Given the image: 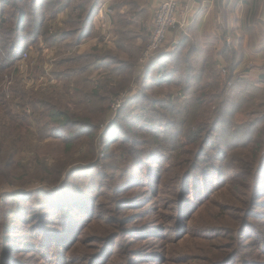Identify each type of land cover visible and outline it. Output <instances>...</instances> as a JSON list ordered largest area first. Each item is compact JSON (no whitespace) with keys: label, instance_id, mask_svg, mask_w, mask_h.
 <instances>
[{"label":"rangeland","instance_id":"rangeland-1","mask_svg":"<svg viewBox=\"0 0 264 264\" xmlns=\"http://www.w3.org/2000/svg\"><path fill=\"white\" fill-rule=\"evenodd\" d=\"M115 2L121 3L123 0ZM24 9L22 11L30 15L25 25L27 30L35 23L42 22L39 15L31 14L28 6H24ZM99 9L101 7L97 12ZM15 12L16 10L7 7L5 19L15 16ZM59 18L61 19L62 15L57 17L54 26ZM111 18L109 23L113 29H108L107 20L100 19L101 31L80 43L71 54H81L97 48L110 52L112 56L122 61L133 58V55L127 57L115 51V27ZM6 26L8 24H4V27ZM42 26L45 29L49 25L42 22ZM151 30L149 34L145 33L146 40L134 63V71L116 72L119 75L117 80L122 79L124 85L132 90L120 91L111 104L114 115L110 124L117 121L116 114L120 121L109 129L108 134L103 127L99 131L88 132L92 135L88 142L93 143L98 151L101 150L99 140L101 135L104 137L101 140L102 144L108 140L109 148L104 153H99L97 168L82 170L75 175L76 182L73 190L68 191V195L74 191L76 194L84 195L77 197L76 200L72 199L73 208L67 201L69 196L64 197L65 193L56 197L60 204L66 200L65 205L60 207L65 209V215L63 219L61 218L62 223L54 217L43 221L52 227L51 232L62 240V234L69 233L61 229L68 216L75 215L77 220L76 216L82 218L83 214H89L85 225L77 229V234L75 232L77 240L74 242L73 250H66L70 246L68 242L49 247L47 243L42 244L43 241L40 239L41 247L36 246L38 251H34L31 246L34 245L36 234L18 218L22 213H27L25 209H20L25 201L15 197L14 201L8 200L0 204L2 208L0 264H264V180L254 181L255 187L258 188L254 191L252 177L254 176L255 180L259 160L264 157V86L256 82L257 75L264 78V68L257 70L243 68L233 74L234 79L229 80L227 86L228 90H231V96L230 93L227 94L232 99L229 114L224 117L214 136L209 140L210 144L204 150L206 158L200 159L207 171L203 173L200 170L199 162L193 169L190 182L186 181L181 185L182 178L188 175L189 162L193 158V155L189 156V152H194L195 148L189 145L191 137L187 133L188 130L181 128L179 124L181 119H176L174 112L180 110L181 104L188 100L184 98L196 95L195 92L200 85L196 81L189 85L185 73L195 75L199 73V67L187 71L181 61L179 65L174 66L177 70L175 77L169 74L172 83L152 87L147 93V101L135 98L131 106L123 113H118L127 95L135 96L137 91L133 81H136L141 67L143 68L148 61L140 60L146 50ZM176 30L181 29L176 28L167 32L163 50L168 49L166 44L171 38L177 40ZM45 46L43 40L38 38L27 46L24 52L20 51L21 55L22 53L27 55L25 59H19L20 55L12 62L5 59V63L16 64L20 72L25 73L26 64L30 62L34 65L38 58V47L42 48L46 60L54 59L55 49H48ZM202 54L207 59L213 58V54ZM2 56L3 53L0 52L1 61ZM105 67L111 68L108 64ZM45 69L49 71L51 67L47 65ZM217 71L221 78L229 74L223 64ZM97 72L104 74L102 69ZM165 73L166 71H163L162 74ZM153 74L156 75L157 72L154 71ZM95 75L96 72L86 74L91 78ZM163 77L166 78L165 75H161L160 78ZM36 80H28L29 86L49 88L58 84V80L52 76H40ZM6 81L7 79L4 83ZM184 81L191 87V91H187ZM246 81L261 89L254 93L257 100L252 99V96L246 100L247 96H250L242 91L247 85ZM245 101L250 103L246 104ZM154 104L157 106L153 107ZM250 105L252 108L249 110L247 107ZM238 106H241L238 114L232 116V111ZM166 107L169 111L163 109ZM172 109L173 111H170ZM126 122L132 126L128 127ZM249 123L252 127L247 126ZM147 127L152 130L144 131ZM224 128L229 129L226 132ZM253 132H259L260 136L254 135ZM154 135L157 137L154 138ZM153 138L156 141L161 138V144H156ZM247 138L249 140L245 142ZM256 139L261 143L257 150V158L248 160L247 157L252 155L249 151L252 148V141ZM60 141L63 140L59 139ZM234 143L238 150L234 152L236 150L234 149L232 157L229 160L226 158L223 162L224 157L230 154L229 150ZM242 145L245 147L239 150ZM226 164L232 171L227 172L224 166ZM212 166L217 167L218 171L214 178H210L213 173ZM233 180L235 181L231 182ZM63 182L61 180L59 185L61 186ZM88 184L91 191L87 190ZM45 189L46 192L52 193V189ZM200 197L205 199L200 200ZM76 201L80 205L88 203L84 213H80L79 206L75 207ZM194 202L198 205L197 210L188 219L185 218V221L181 220L182 215L188 212L191 206L193 208ZM12 208L15 209L14 212L11 211ZM9 212L13 213L10 215ZM36 247L34 246L35 249Z\"/></svg>","mask_w":264,"mask_h":264},{"label":"trees","instance_id":"trees-1","mask_svg":"<svg viewBox=\"0 0 264 264\" xmlns=\"http://www.w3.org/2000/svg\"><path fill=\"white\" fill-rule=\"evenodd\" d=\"M123 5H127V9L124 14H120L119 9ZM24 6H28L32 15H39L41 21L49 26L44 29L40 22L39 24L35 23L32 28L30 24V28L27 30L25 25L30 15L22 11L25 10ZM99 6L100 0H0V52L3 53L2 61L0 59V204L2 205V202L5 203L8 200L14 201L15 197L25 201L24 206L20 209H25L27 213H22L18 218L36 234L34 245L31 246L34 251H38L37 247H41L40 239L43 241L42 244L47 243L49 247L53 244L63 243L64 245L65 242H68L67 244L70 246L66 250H73L74 242L77 240V229L85 225L89 214H83L82 218L76 216L77 220L75 215L68 216L61 229L67 230L69 233H63L62 240L58 239V235L51 232L52 227L43 221L54 217L55 220L62 223L65 209L60 207L65 205L66 200L60 204V200L56 197L65 193L64 197L69 196L67 201L73 208L72 199L76 200L77 197L84 195L76 194L75 191L68 195V191L73 190L76 182L74 181L75 175L82 170L97 168L99 153H104L109 148L108 140L102 144L101 140L104 137L102 138L101 135L99 137L101 150L98 151L93 143L88 142L92 136L88 132H96L103 127L108 134L109 129L120 121L116 114L117 121L110 124L114 115L111 104L120 91L131 92L132 90L124 85L122 79L121 81L117 80L119 75L116 72L134 71V63L146 40L142 24L136 23V17L140 11L139 4L132 0H123L121 3L114 2L110 6L113 12L111 19L115 27V51L127 57L129 55L134 57L122 61L112 56L110 52H104L97 48H92L81 54H71L74 48L89 37L90 26ZM7 7L16 10V15L5 19ZM59 15H62V18H59L60 20L54 26ZM4 24H8V26L4 27ZM175 34L177 40L174 45H171L173 41L171 38L166 44L167 50L161 49L156 52L143 65V68H139V76L136 77V81H133V86L137 87L135 96L127 95L118 113H123L131 106L135 98L147 101V93L152 87L172 83L171 76L175 77L177 73L174 66L179 65L181 61L187 71L199 67V73L195 75H189V72L185 73L187 77L185 79L189 85L194 81L200 85L195 92L196 95L192 94V97L184 98L188 100L181 104L180 110L174 112L176 119H181L179 122L181 128L185 131L188 130L187 133L191 137L189 145L195 148L194 152H189V156L193 155V158L189 162L188 175L181 180V185H184L186 181L190 182L193 169L199 162L200 170L203 173L207 171L200 159L201 157L206 158L204 150L210 144L209 140L214 136L215 130L222 123L224 117L229 114L232 99L230 97L231 90H228L227 86L229 80L234 79L233 74L237 69L238 59L234 57L230 46H225L217 54V57L225 59L223 65L229 72L225 78H221L217 69L222 64L214 57L207 59L202 54L204 52L200 51L197 40L193 41L187 36L186 28L176 30ZM38 38H41L46 44L45 48L55 49L53 60H46L42 48L38 47V58L34 61V65L30 62L26 64L25 73L20 72V68L16 64H9L12 60L18 59L20 53L24 52L25 48ZM5 59L10 62L6 64ZM131 60H133L132 63ZM106 64L111 68L107 69ZM47 65L51 67V70L45 69ZM99 69H102L104 74L97 72ZM154 71L157 72L156 75L153 74ZM163 71L166 73L162 74ZM91 72H96V75L92 78L86 76ZM161 75H165L166 78H160ZM40 76H52L58 80V84L49 88L38 85L29 86L28 80L35 79L37 81L36 78ZM6 79L7 81L4 83ZM246 84L242 89L243 93L250 94L246 100H249L251 96L252 99L257 100L254 93L259 90V87L248 81ZM189 85L186 83L187 91H191ZM227 93H230V96ZM245 102L246 104L250 103L249 101ZM156 106V104L153 105V107ZM239 108L241 106L232 111V116L238 114ZM247 108L250 110L252 106ZM163 109L168 110L167 107ZM256 109L258 110L259 107ZM250 123L247 126H251ZM126 124L128 127L132 126L127 122ZM73 129H77V131L75 132ZM228 129L224 128L223 130L227 132ZM149 130L152 129L149 127L144 129V131ZM83 133L88 134L84 136ZM253 134L259 135V132H253ZM154 138L153 141L156 144H161V138L157 139L158 141ZM59 139L63 141L59 142ZM248 140L249 138L245 142ZM252 142V148L249 150L252 155L247 157L248 160L253 158L255 160L258 155L257 150L261 147V143L257 139ZM243 145L239 147V150L245 147ZM233 150L234 152L238 150L236 143L230 148V154L224 157L223 162L226 158L229 160L232 157ZM259 158L258 156V160ZM263 158L262 156L259 160L255 180L252 176L254 191L258 189L257 186L255 187L254 181L264 180V174L262 175L264 173ZM224 166L228 170L227 172L232 171V168H229L227 164ZM191 170L192 172H190ZM211 171L213 173L210 178L218 175L217 167H213ZM248 171L246 168V172ZM61 180L64 182L60 186ZM81 184L84 186L83 182ZM57 185L59 186L56 187ZM69 186L72 188L69 189ZM88 186L89 184L87 185L89 191ZM45 188L52 189V193L46 192ZM83 188L80 187V189ZM31 197L36 198L32 199ZM199 199L204 200L205 198L200 197ZM87 205L88 203L80 205L77 201L75 203V207L81 208V210L78 209L80 213L87 210ZM193 205V208L191 206L189 209L190 212L182 215L181 220L185 221V218L188 219L197 210V203L194 202ZM0 209L2 208L0 207ZM11 211L14 212L15 209L12 208ZM13 212H9V214L11 215ZM89 213L91 214V212ZM43 235L45 238H42ZM34 246H37L36 249Z\"/></svg>","mask_w":264,"mask_h":264},{"label":"crops","instance_id":"crops-1","mask_svg":"<svg viewBox=\"0 0 264 264\" xmlns=\"http://www.w3.org/2000/svg\"><path fill=\"white\" fill-rule=\"evenodd\" d=\"M161 1L134 0L140 8L136 23L142 24L143 32L149 34L153 11ZM177 1L179 14L186 12L187 15L185 27L187 36L193 41L197 40L200 51L213 54L214 58L224 64L225 59L217 57V54L225 46H230L234 57L238 59L236 71L243 68L253 70L264 68V0ZM114 2L115 0H100L99 7L102 13L96 12L90 26L89 37L101 31L100 19L107 20L108 29H113L109 19L113 17L110 6ZM126 9L127 5L121 6L119 13L124 14ZM257 76L256 82L264 86V78Z\"/></svg>","mask_w":264,"mask_h":264},{"label":"built area","instance_id":"built-area-1","mask_svg":"<svg viewBox=\"0 0 264 264\" xmlns=\"http://www.w3.org/2000/svg\"><path fill=\"white\" fill-rule=\"evenodd\" d=\"M102 9L98 10L101 13ZM187 26L186 12L179 14L177 0H162L153 12V27L148 38L145 52L142 55L141 62L147 61L153 55L163 49L167 32L172 29H183ZM173 40L171 45H174ZM27 55L22 53L19 59H25Z\"/></svg>","mask_w":264,"mask_h":264}]
</instances>
